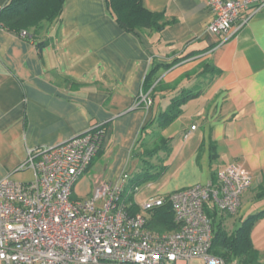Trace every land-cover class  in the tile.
I'll return each instance as SVG.
<instances>
[{
	"label": "crops",
	"instance_id": "1",
	"mask_svg": "<svg viewBox=\"0 0 264 264\" xmlns=\"http://www.w3.org/2000/svg\"><path fill=\"white\" fill-rule=\"evenodd\" d=\"M9 1L0 0V12ZM142 3L164 14L162 30L123 29L107 0H66L62 14L44 22L38 34L0 25V181L34 179L32 169L19 168L30 150L104 125L103 153L74 187L73 198L85 199L102 182L139 171L133 149L144 126L181 90H199L160 131L172 138V153L162 151L166 169L158 193L206 184L232 162L245 165L252 186L237 214H223L224 224L233 231L259 214L251 239L264 264V6L240 29L216 35L208 31V0ZM42 40L47 45L40 51L36 42ZM154 63L162 65L157 82L164 88L154 97L156 107H137Z\"/></svg>",
	"mask_w": 264,
	"mask_h": 264
},
{
	"label": "built area",
	"instance_id": "2",
	"mask_svg": "<svg viewBox=\"0 0 264 264\" xmlns=\"http://www.w3.org/2000/svg\"><path fill=\"white\" fill-rule=\"evenodd\" d=\"M208 5L213 14L208 31L217 35L240 29L264 0H208ZM135 104L150 108L151 96L141 91ZM100 126L30 150L19 168L32 169L34 179L7 176L0 181V264H227L211 253L209 212L237 214L243 193L252 186V172L232 162L206 184L144 200L137 213L122 200L130 178L126 172L120 182L104 181L89 197L77 200L74 187L103 145L105 129ZM166 199L177 228L157 232L148 222Z\"/></svg>",
	"mask_w": 264,
	"mask_h": 264
},
{
	"label": "trees",
	"instance_id": "3",
	"mask_svg": "<svg viewBox=\"0 0 264 264\" xmlns=\"http://www.w3.org/2000/svg\"><path fill=\"white\" fill-rule=\"evenodd\" d=\"M66 0H10L9 3L0 12V25L8 30L20 34L26 31L28 34H38V29L44 22L55 21L63 12ZM110 12L116 17L118 24L125 30L134 31L143 28H154L162 30L164 23L160 21L164 18L163 13L152 12L143 6L142 0H107ZM37 47L42 51L47 45L46 40L37 41ZM179 59L172 63L164 65L168 69L173 66ZM162 65L154 63L143 82V92H149L152 99V107L154 106V97L158 91L163 90L162 84L157 82L158 71ZM214 74L219 70L210 69ZM176 84L172 86L175 88ZM167 87V89H172ZM199 90L183 89L179 94L171 98L170 104L166 109L160 111L154 116L142 129L141 137L133 149V157L139 158L145 163L144 168L128 179L125 184L122 200L131 204L129 210L131 213H137L140 210L139 203L135 201V195L140 188V184L153 181V175L150 174L148 168L150 161L145 158H153L159 152L170 150L172 138L158 135L157 141L153 147L144 148V135L148 130L153 128L159 129V132L172 124L182 113L183 106L190 100L200 95ZM104 129V125L100 126ZM103 153L102 147L99 149L97 156ZM96 156V157H97ZM95 157V158H96ZM162 170L161 173H163ZM215 179V178H213ZM152 218L148 222V226L157 231H172L177 228L174 222V212L172 205L168 199L165 203L155 208L151 214ZM212 220L213 242L211 253L223 258L227 264L236 261V264H261L259 262V253L254 248L251 231L259 214L249 215L241 220V224L232 232H228L223 215H219L217 211L209 212Z\"/></svg>",
	"mask_w": 264,
	"mask_h": 264
},
{
	"label": "rangeland",
	"instance_id": "4",
	"mask_svg": "<svg viewBox=\"0 0 264 264\" xmlns=\"http://www.w3.org/2000/svg\"><path fill=\"white\" fill-rule=\"evenodd\" d=\"M159 133H160L159 129H157V128H153V130L151 129L150 132L146 133L144 136L145 137L144 143L142 145L143 149L148 148V147H150V148L153 147L155 142L157 141V137H158ZM176 139L178 142V140H181L182 137L177 136ZM171 147H172V144H171ZM171 147H170L169 151L164 152L166 155L172 153ZM160 155L161 156L157 155V156L150 158V159L145 158V160L150 161V165H149L150 167L148 168V170H149L150 174L153 175V181H150L151 184H149L150 182H145V183L140 184L139 191L135 195V201L139 204L142 203L144 200L150 198V197H156V196L163 195V194L158 193V186H157V183H159L161 178L164 176V172L166 169V164L164 163V161H161L162 158L160 159V157L164 156L163 152L162 153L160 152ZM166 157H168V156H166ZM159 160H160V162H159ZM144 166H145V163L141 162L140 168L141 167L144 168ZM162 170H164L163 173H161ZM167 175L168 176L170 175V171L167 173ZM225 227H226V229L228 228V230H227L228 232L232 231V226H226L225 225ZM202 262L203 261H201V260H199V261L195 260V261H193V264H201Z\"/></svg>",
	"mask_w": 264,
	"mask_h": 264
}]
</instances>
